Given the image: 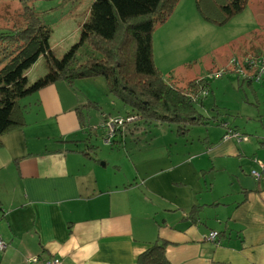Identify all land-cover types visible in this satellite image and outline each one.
Instances as JSON below:
<instances>
[{
    "label": "crops",
    "instance_id": "crops-1",
    "mask_svg": "<svg viewBox=\"0 0 264 264\" xmlns=\"http://www.w3.org/2000/svg\"><path fill=\"white\" fill-rule=\"evenodd\" d=\"M257 20L264 40V18ZM263 40L242 42L237 57L264 55ZM227 60L212 63L226 65L214 84L192 66L169 80L217 85L220 95L193 102L198 119L182 129L132 119L136 111L102 76L59 79L22 98L24 124L0 136V264H41L33 256L138 264L160 243L169 264H264V183L250 175L255 159L264 162V74L242 75ZM38 62L25 73L29 82L46 73ZM110 118L126 127L106 143L101 125ZM230 130L247 138H225Z\"/></svg>",
    "mask_w": 264,
    "mask_h": 264
},
{
    "label": "trees",
    "instance_id": "trees-1",
    "mask_svg": "<svg viewBox=\"0 0 264 264\" xmlns=\"http://www.w3.org/2000/svg\"><path fill=\"white\" fill-rule=\"evenodd\" d=\"M247 1L194 0L204 20L219 24L241 12ZM178 2L93 0L88 18L80 26L79 41L57 57L49 41L51 28L23 0L17 21L0 33V136L24 124L22 98L59 79L96 76L104 77L110 92L136 111L130 116L145 122L174 123L178 129L192 124L191 120L198 119L193 102L202 97L196 98L199 83L193 80L184 89L175 86L161 76L152 55L153 30L170 17ZM85 42L93 51L78 60L77 52ZM41 56L46 73L29 82L25 73ZM203 84H208L204 78ZM188 92L198 93L194 98ZM123 124L115 133L124 130ZM164 248L165 243L151 245L139 255L138 264H169Z\"/></svg>",
    "mask_w": 264,
    "mask_h": 264
},
{
    "label": "rangeland",
    "instance_id": "rangeland-1",
    "mask_svg": "<svg viewBox=\"0 0 264 264\" xmlns=\"http://www.w3.org/2000/svg\"><path fill=\"white\" fill-rule=\"evenodd\" d=\"M25 1L51 28L49 41L51 49L57 57H61L73 44L79 41L80 26L87 20L90 5L93 2V0ZM23 7V0H0V33L11 28V25L17 21V11L22 10ZM258 15L264 18V0H248V4L241 12L222 24L204 20L196 10L194 0H179L170 17L153 30L154 65L161 76L168 81L174 77L173 75L188 70V67L191 66L193 70L198 69L201 72L207 70L209 72L206 73L205 78L214 84L216 79L223 75V72L216 73V69L220 68L218 70H221L226 68L224 67L226 65L215 67L216 65L212 63L216 60L223 62L227 55V62L232 56H242L239 52L244 49L242 42H247L250 45V40H255L258 43L263 40V36H256L253 30L261 28L257 20ZM92 51L91 45L85 42L77 52V59L82 58V55L88 58ZM37 60L39 62L36 67L40 71L43 57L41 56ZM206 65L210 66L209 70L206 69L208 67ZM1 66L2 64H0ZM39 71L36 69L34 73L29 72V78H34ZM229 73L232 72H226L225 76ZM178 81L182 82L181 77H178ZM188 82L185 83L186 86ZM259 83L262 84V81ZM209 88H201L198 91L200 94L196 93V98L204 96L203 100L207 98H211L212 101L214 98L220 99V95H216L217 85L212 90ZM244 88L247 93L248 87L244 86ZM203 89L207 91L206 94H202ZM240 89L242 90V88ZM106 101H103V107ZM202 108V111L205 112V104ZM115 111L120 112V107ZM150 130L154 134L158 133L159 137L161 136V128L150 127ZM102 140L96 138L93 141L100 147H106ZM112 150L114 148H111Z\"/></svg>",
    "mask_w": 264,
    "mask_h": 264
},
{
    "label": "built area",
    "instance_id": "built-area-1",
    "mask_svg": "<svg viewBox=\"0 0 264 264\" xmlns=\"http://www.w3.org/2000/svg\"><path fill=\"white\" fill-rule=\"evenodd\" d=\"M231 69L237 71L238 73L244 75L245 71L248 75V71L254 70L252 77L258 79L262 74H264V55L252 56L246 55L243 59L238 58L237 56H232L230 58L229 63ZM232 70V71H233ZM223 72V70H217L216 73ZM207 91L205 89L202 90V94H206ZM134 117V116H132ZM135 118V117H134ZM131 120V119H130ZM124 119L121 118H110L106 119L101 127L106 131V136L104 137V141L106 143H111L113 134L115 133L116 128L124 126ZM98 128V127H96ZM236 138L239 140L246 139V137L241 136L238 131L230 130L226 133L225 138ZM259 169H251L250 175L257 181H262L264 183V162L260 160H256ZM218 236L217 231H211L207 238L209 240H216ZM6 248L5 242L0 237V253ZM29 262L31 263H41V264H60V260L58 258H47V259H40L39 256H33L29 258Z\"/></svg>",
    "mask_w": 264,
    "mask_h": 264
}]
</instances>
